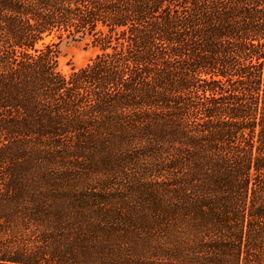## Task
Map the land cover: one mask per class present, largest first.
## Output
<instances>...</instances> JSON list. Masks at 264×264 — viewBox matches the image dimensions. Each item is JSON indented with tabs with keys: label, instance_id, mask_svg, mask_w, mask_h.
Masks as SVG:
<instances>
[{
	"label": "trees",
	"instance_id": "16d2710c",
	"mask_svg": "<svg viewBox=\"0 0 264 264\" xmlns=\"http://www.w3.org/2000/svg\"><path fill=\"white\" fill-rule=\"evenodd\" d=\"M0 264H264V0H0Z\"/></svg>",
	"mask_w": 264,
	"mask_h": 264
},
{
	"label": "rangeland",
	"instance_id": "374dc122",
	"mask_svg": "<svg viewBox=\"0 0 264 264\" xmlns=\"http://www.w3.org/2000/svg\"><path fill=\"white\" fill-rule=\"evenodd\" d=\"M45 44H56L59 51L58 69L65 75H69L73 70L85 67L99 53V49L93 47L90 40H73L63 35L48 37Z\"/></svg>",
	"mask_w": 264,
	"mask_h": 264
}]
</instances>
